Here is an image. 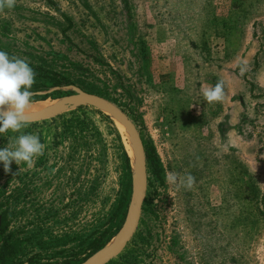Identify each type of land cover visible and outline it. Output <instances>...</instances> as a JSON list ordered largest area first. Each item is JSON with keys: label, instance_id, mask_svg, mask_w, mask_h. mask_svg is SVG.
<instances>
[{"label": "rangeland", "instance_id": "rangeland-1", "mask_svg": "<svg viewBox=\"0 0 264 264\" xmlns=\"http://www.w3.org/2000/svg\"><path fill=\"white\" fill-rule=\"evenodd\" d=\"M0 51L70 75L155 148L137 229L106 264H264V0H16L0 12ZM218 79L225 98L206 103L201 89ZM73 115L88 128L72 152ZM119 125L85 105L0 134V149L22 133L45 145L31 167L0 162L5 233L25 240L17 260L82 258L108 226L125 173Z\"/></svg>", "mask_w": 264, "mask_h": 264}, {"label": "trees", "instance_id": "trees-1", "mask_svg": "<svg viewBox=\"0 0 264 264\" xmlns=\"http://www.w3.org/2000/svg\"><path fill=\"white\" fill-rule=\"evenodd\" d=\"M69 21V20H68ZM71 22V21H70ZM35 73V83L32 86L33 92L32 101L45 100L47 98L57 99L60 94L67 95L72 93V90L64 91L62 88L73 85L74 80L70 75L47 69L42 66L30 65ZM87 123L79 116L73 115L64 119V132L71 139H74V146L72 152L76 151V146L87 145V134H83L84 130H87ZM145 154L147 160L148 172L151 175L157 173L160 163L157 153L152 144L144 142ZM124 157V180L122 182L121 190L116 202L111 207V213L108 219V226L97 233L95 236L89 239L86 245L87 253L84 257L78 259H63L61 261H53L49 264H79L82 261L89 258L96 251L103 248L117 233L119 230L126 213L128 206L130 192H131V164L130 157L125 149H123ZM84 184L81 189L78 190V194L85 201L89 200L92 196V185L88 183ZM2 204L0 203V206ZM8 223L6 222L5 212L0 213V264H36L31 260L19 261L17 260L20 253H22L25 240L18 237L17 233H8L6 230ZM65 242H70L71 237L68 236L64 239Z\"/></svg>", "mask_w": 264, "mask_h": 264}, {"label": "clouds", "instance_id": "clouds-1", "mask_svg": "<svg viewBox=\"0 0 264 264\" xmlns=\"http://www.w3.org/2000/svg\"><path fill=\"white\" fill-rule=\"evenodd\" d=\"M16 0H0V12L15 6ZM36 73L29 63L17 56H9L0 51V134L9 130L20 132L29 124L30 104L33 102L31 91L35 83ZM225 82L218 79L214 85L201 89L206 103L222 102L225 98ZM45 145L38 135L22 133L8 146L0 149V162L5 172H9L14 161L32 166L35 157L43 154ZM166 182L176 184L178 176L175 172L166 173ZM195 177L190 173L179 178V186L190 189L195 184Z\"/></svg>", "mask_w": 264, "mask_h": 264}, {"label": "water", "instance_id": "water-1", "mask_svg": "<svg viewBox=\"0 0 264 264\" xmlns=\"http://www.w3.org/2000/svg\"><path fill=\"white\" fill-rule=\"evenodd\" d=\"M71 90L72 93L55 99L56 102L53 105L41 111L29 113V121L34 122L52 118L66 111L85 105L92 106L104 111L123 125L131 148V153L127 151L131 164V192L124 220L115 235L116 239L111 245L107 246L106 244L92 256L79 263L106 264L115 257L132 238L140 220L142 206L148 188L145 146L136 124L120 107L100 95L83 90L79 86L73 85Z\"/></svg>", "mask_w": 264, "mask_h": 264}, {"label": "bare ground", "instance_id": "bare-ground-1", "mask_svg": "<svg viewBox=\"0 0 264 264\" xmlns=\"http://www.w3.org/2000/svg\"><path fill=\"white\" fill-rule=\"evenodd\" d=\"M56 102V100H43V101H38V102H34V103H31L30 104V107L28 109V112L29 113H35V112H38V111H41L42 109L50 106V105H53L54 103ZM117 123H119L120 125V128L123 129V125L116 120ZM126 147H127V151L129 153H131V148H130V145H129V141L128 143H125ZM116 239V236H114L108 243H107V246L111 245Z\"/></svg>", "mask_w": 264, "mask_h": 264}]
</instances>
